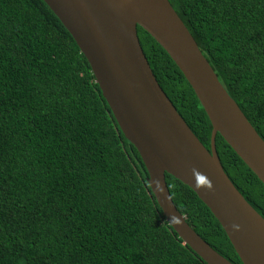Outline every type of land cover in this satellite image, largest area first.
Returning a JSON list of instances; mask_svg holds the SVG:
<instances>
[{"label":"trees","instance_id":"16d2710c","mask_svg":"<svg viewBox=\"0 0 264 264\" xmlns=\"http://www.w3.org/2000/svg\"><path fill=\"white\" fill-rule=\"evenodd\" d=\"M264 141V0H168ZM160 87L208 149L211 124L182 72L140 26ZM221 166L264 219V185L217 133ZM71 34L43 0H0V264H207L167 223ZM177 210L242 264L218 220L165 173Z\"/></svg>","mask_w":264,"mask_h":264},{"label":"water","instance_id":"95a60500","mask_svg":"<svg viewBox=\"0 0 264 264\" xmlns=\"http://www.w3.org/2000/svg\"><path fill=\"white\" fill-rule=\"evenodd\" d=\"M71 34L147 183L178 237L207 264H233L207 244L174 205L165 173L191 188L223 228L242 264H264V219L225 174L218 133L264 185V141L218 80L168 0H43ZM169 55L211 124L209 148L193 134L157 82L136 27Z\"/></svg>","mask_w":264,"mask_h":264}]
</instances>
